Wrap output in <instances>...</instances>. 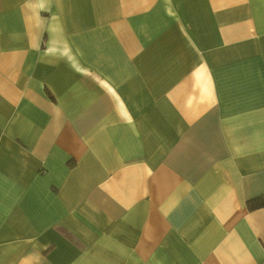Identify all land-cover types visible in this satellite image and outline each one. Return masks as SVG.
<instances>
[{
    "label": "crops",
    "instance_id": "crops-1",
    "mask_svg": "<svg viewBox=\"0 0 264 264\" xmlns=\"http://www.w3.org/2000/svg\"><path fill=\"white\" fill-rule=\"evenodd\" d=\"M264 0H0V264H264Z\"/></svg>",
    "mask_w": 264,
    "mask_h": 264
},
{
    "label": "trees",
    "instance_id": "trees-1",
    "mask_svg": "<svg viewBox=\"0 0 264 264\" xmlns=\"http://www.w3.org/2000/svg\"><path fill=\"white\" fill-rule=\"evenodd\" d=\"M262 205H264V202L261 201V198L260 197L259 198L252 199V200H249L247 202V207L249 209H253V208H256V207H260Z\"/></svg>",
    "mask_w": 264,
    "mask_h": 264
}]
</instances>
